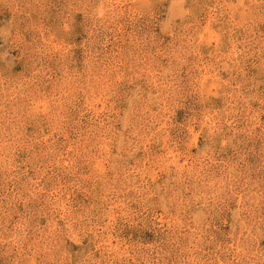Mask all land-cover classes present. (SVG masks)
I'll use <instances>...</instances> for the list:
<instances>
[{
	"label": "rangeland",
	"instance_id": "rangeland-1",
	"mask_svg": "<svg viewBox=\"0 0 264 264\" xmlns=\"http://www.w3.org/2000/svg\"><path fill=\"white\" fill-rule=\"evenodd\" d=\"M0 264H264V0H0Z\"/></svg>",
	"mask_w": 264,
	"mask_h": 264
}]
</instances>
